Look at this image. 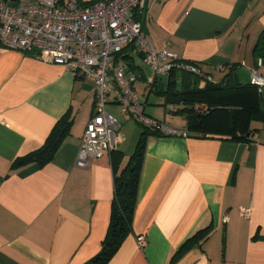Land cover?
<instances>
[{"label":"crops","instance_id":"obj_1","mask_svg":"<svg viewBox=\"0 0 264 264\" xmlns=\"http://www.w3.org/2000/svg\"><path fill=\"white\" fill-rule=\"evenodd\" d=\"M140 22L156 48L198 64L212 82L232 67L240 82H251V70L264 75V59L253 53L264 0H147ZM141 58L132 46L121 56L137 75L136 91L137 81L146 87L154 77L150 67L147 80ZM145 87L137 91L145 112L186 129L182 114L147 106L153 91L144 93ZM93 103L90 80L0 46V264H84L102 248L114 197L113 159L116 164L126 140L120 123L115 148L75 166ZM66 114L69 134L48 163L12 166L40 148ZM250 127L248 140L148 136L132 231L106 264H264V121ZM205 227L206 237L170 263L182 242Z\"/></svg>","mask_w":264,"mask_h":264},{"label":"built area","instance_id":"obj_2","mask_svg":"<svg viewBox=\"0 0 264 264\" xmlns=\"http://www.w3.org/2000/svg\"><path fill=\"white\" fill-rule=\"evenodd\" d=\"M147 0H0V46L32 54L41 61L59 64L94 88L91 117L86 122L74 164L84 168L117 145L120 122L107 110L112 104L138 124L165 135L188 137L186 129L158 121L145 112V103L134 88L137 75L121 62L132 46L149 64L154 76L168 77L171 69L203 75L197 64L185 62L166 48L158 49L145 35L140 20ZM208 80L211 78L205 76ZM257 92L264 95V75L251 70ZM146 83L144 93L151 89ZM175 111V104L166 105ZM247 213V212H246ZM142 248L144 235H137Z\"/></svg>","mask_w":264,"mask_h":264},{"label":"trees","instance_id":"obj_3","mask_svg":"<svg viewBox=\"0 0 264 264\" xmlns=\"http://www.w3.org/2000/svg\"><path fill=\"white\" fill-rule=\"evenodd\" d=\"M94 1L96 0L81 1V3L88 5ZM137 19L140 20L141 16ZM253 53L256 57L264 59V27L254 45ZM235 69L236 67H232L219 82L209 80L203 86H200V81L207 80L205 77L207 73L203 72V75L197 76L171 69L166 84L161 85L157 76H154L150 90L164 98L165 108L166 105L177 106L175 111L166 109L168 112L184 116L189 136L220 134L234 140H248L253 132L250 127L251 122L264 121V95L257 92L252 82H240L236 78ZM71 125L72 120L68 114L64 115L53 126L40 148L16 158L12 166L18 167L29 162H36L39 166L48 163L69 134ZM139 125L143 128L133 151L115 152L119 160L115 164L113 159L114 197L108 229L100 251L84 264H106L124 238L132 231L146 139L150 135H165ZM121 162H124L123 168L120 167ZM208 232L209 227H205L187 237L171 256L170 263L206 237Z\"/></svg>","mask_w":264,"mask_h":264},{"label":"rangeland","instance_id":"obj_4","mask_svg":"<svg viewBox=\"0 0 264 264\" xmlns=\"http://www.w3.org/2000/svg\"><path fill=\"white\" fill-rule=\"evenodd\" d=\"M138 62L141 63L140 65H142L143 69L145 70L147 80L150 81V79L152 78V72H151L152 67L149 66V64L145 63L142 60V58ZM214 76L216 77L217 75H214ZM135 87H136L138 92L142 93V91L145 87L144 81H137V83L135 84ZM142 100H144V99H142ZM162 102H163L162 96L156 95L154 92H151L148 96L147 106L153 105V106L159 107L162 110H164L165 112H167V115H169L171 117H178L177 115H179V114L168 112V110L165 108V106L161 105ZM107 110L112 112L118 118L119 122L121 123L120 133L124 136V138L126 140V143H125V146H123V149H125L124 151H126L127 153H130L131 149H133V147L135 146V143L138 139L137 137L139 136V133L142 131L143 127L140 126L138 123H136L135 121H133L130 118L126 117V119H128V120H124L125 117L119 111V108H117L116 106L108 105ZM134 135H136V136H134ZM134 138H135V140L133 142L132 140Z\"/></svg>","mask_w":264,"mask_h":264},{"label":"water","instance_id":"obj_5","mask_svg":"<svg viewBox=\"0 0 264 264\" xmlns=\"http://www.w3.org/2000/svg\"><path fill=\"white\" fill-rule=\"evenodd\" d=\"M157 80L161 82V85H165L167 82V76L164 74H160L157 76Z\"/></svg>","mask_w":264,"mask_h":264}]
</instances>
